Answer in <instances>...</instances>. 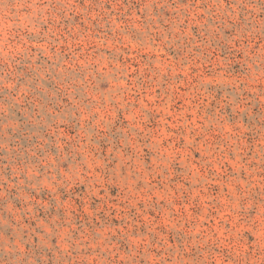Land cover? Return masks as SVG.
I'll return each mask as SVG.
<instances>
[{"label":"rangeland","instance_id":"rangeland-1","mask_svg":"<svg viewBox=\"0 0 264 264\" xmlns=\"http://www.w3.org/2000/svg\"><path fill=\"white\" fill-rule=\"evenodd\" d=\"M0 264H264V0H0Z\"/></svg>","mask_w":264,"mask_h":264}]
</instances>
